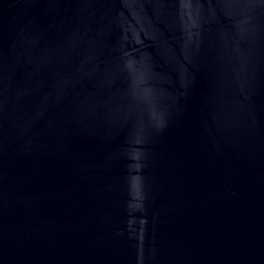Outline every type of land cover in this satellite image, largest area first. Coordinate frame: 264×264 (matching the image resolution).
<instances>
[{"label":"water","instance_id":"obj_1","mask_svg":"<svg viewBox=\"0 0 264 264\" xmlns=\"http://www.w3.org/2000/svg\"><path fill=\"white\" fill-rule=\"evenodd\" d=\"M0 264H264V0H0Z\"/></svg>","mask_w":264,"mask_h":264}]
</instances>
